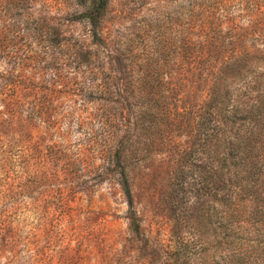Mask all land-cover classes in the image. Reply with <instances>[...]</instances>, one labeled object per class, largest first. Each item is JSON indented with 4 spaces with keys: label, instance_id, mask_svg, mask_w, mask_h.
Segmentation results:
<instances>
[{
    "label": "rangeland",
    "instance_id": "obj_1",
    "mask_svg": "<svg viewBox=\"0 0 264 264\" xmlns=\"http://www.w3.org/2000/svg\"><path fill=\"white\" fill-rule=\"evenodd\" d=\"M44 1L36 3L34 17H51L62 44L30 62L31 47H23L12 70L0 61V71L34 80L20 121L6 123L0 103V264H172L174 208L182 194L175 191L176 173L191 141L189 128L165 126L162 112L173 113V79L187 74L185 64L176 70L177 62H187L176 54L185 36L177 18L186 0H109L97 38L88 23L73 21L84 0ZM222 22L224 32L236 27L237 44L261 47L264 0H225ZM77 49L89 50V58L75 55ZM109 56L125 73L132 68L133 77L153 80L163 72L170 79L166 86L155 81L159 128L141 130L140 151L132 156L139 161L132 159L129 168L134 209L148 241L142 251L129 233L127 203L110 159L133 115L119 105L126 94H115L114 85L128 82L115 79L122 73Z\"/></svg>",
    "mask_w": 264,
    "mask_h": 264
},
{
    "label": "trees",
    "instance_id": "obj_2",
    "mask_svg": "<svg viewBox=\"0 0 264 264\" xmlns=\"http://www.w3.org/2000/svg\"><path fill=\"white\" fill-rule=\"evenodd\" d=\"M38 2L45 4L44 0H0V61L11 70L17 64L12 58H17L23 47H31L30 62L46 57L51 48L62 44L61 31L51 17H34ZM185 3L177 18L179 35L185 36L179 39L176 54L186 56L187 62H177L176 70L185 64L187 74L173 79L175 105L169 109L173 113L162 112L165 126L177 123L178 128H189L191 141L182 150L186 154L176 173L175 191L182 194L174 208L172 264H264V43L259 48L237 44L234 26L224 32L225 0ZM108 5L109 0H84L83 11L74 15L73 21L88 23L97 38ZM258 32L253 37L259 38ZM243 33L248 32L244 29ZM74 53L87 59L91 52L77 49ZM110 58L117 60L118 73L125 74L115 79L128 82L124 87L114 85L115 94H126L119 105L127 106L133 115L110 159L127 203L129 233L142 244L138 246L142 251L148 241L134 209L129 168L132 159L139 161L132 156L139 150L135 144L140 143L141 130L148 133L152 127L159 128L155 81L166 86L170 79L163 72L153 80L147 75L133 77L132 68L125 73L119 60ZM32 82L24 75L0 71V103L6 123L20 121V108L26 105ZM188 176L192 181L186 180Z\"/></svg>",
    "mask_w": 264,
    "mask_h": 264
}]
</instances>
